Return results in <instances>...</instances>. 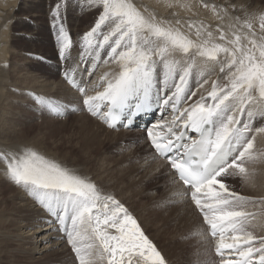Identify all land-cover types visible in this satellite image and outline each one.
<instances>
[{
    "label": "snow or ice",
    "instance_id": "1",
    "mask_svg": "<svg viewBox=\"0 0 264 264\" xmlns=\"http://www.w3.org/2000/svg\"><path fill=\"white\" fill-rule=\"evenodd\" d=\"M198 2L215 25L182 20L175 12L172 18L160 17L133 0H87L98 13L81 37L82 58L90 57V66L81 70L77 64L64 76L83 96L87 112L110 129L122 118L131 124L153 104L169 109L171 119L148 129L147 139L170 165L173 182L184 187L174 197L190 196L202 214L208 227L196 235L212 238L219 264H264V236L253 230L264 227V214L248 210L257 203L264 206V198L243 196L227 183L232 176L247 177L246 165L264 158L254 152L256 135L264 134V9ZM167 6L192 11L186 0H168ZM60 9L58 2L53 27L59 56L67 62L72 40ZM101 64L117 70L105 72L89 94L76 74L83 80ZM217 69L222 76L211 79ZM194 74L198 87L210 84V90L188 104L196 95ZM37 103L58 116L68 110L39 98ZM257 118L261 126L254 125ZM0 172L44 210L45 224L63 233L74 264H167L116 196L77 169L20 146L0 149Z\"/></svg>",
    "mask_w": 264,
    "mask_h": 264
},
{
    "label": "rangeland",
    "instance_id": "2",
    "mask_svg": "<svg viewBox=\"0 0 264 264\" xmlns=\"http://www.w3.org/2000/svg\"><path fill=\"white\" fill-rule=\"evenodd\" d=\"M24 1V9L25 11L21 12L19 15L20 16H17V20L19 21V23L22 21L24 24L23 28L20 29V30H17L15 32V34L17 36H20L19 38V41L17 43H15L14 45H12L10 49V59L8 60V72H9V78L10 80H12V82L8 85L7 84V87L8 88H11V93H9L10 95H8V98H11L10 100V104L9 107L8 106V110L9 112L11 113V115L9 116L10 119L13 120L14 124H17V127H16V131L19 132V133H28L29 129H26L29 128V125L31 127L33 126H36L38 130H34V133L36 131V136L37 134H39L38 138L40 140H42V143L43 145L46 147H43V150L48 152V153H54L57 155V157L61 160H67L66 156H69L70 154H72L70 156V160H71V166L72 168H78L80 169V166H83L84 168V171L87 173V172H91L94 173L91 175V174H87V175H90V176H93V181L96 183V185L105 193H111V194H114L116 196V198L118 199V195H123L125 196L124 198H126V200H124L123 202H121L120 200V197H119V201L129 210V213L133 216L134 219H136V221L138 220V224L139 226L141 227V229L144 230V233L149 237V239L156 245L157 249L161 252L163 249L166 248L167 252L166 254H168L169 256H167L166 254V257H168V260L171 261L170 263L171 264H185V262L187 261L186 259H178V260H174V259H171L172 256H174V252H182V257L184 256L185 258H189V257H193L192 258V261H193V264H204V262H207V264H219V259H217V261L214 259V256L215 255V249L214 247L210 246L211 249L208 251V253H204L205 251V248L206 247V240L204 239V237H201L199 235L196 236V233L198 231H206L207 229V225L203 223V217H202V214L199 212V210H197L195 208V205L190 204V214H186V216L184 214H178V212L176 211L175 213L174 212H171L166 210L168 212L165 211V213L162 215V212L158 213L157 211L155 210H151L149 209L151 206H165V208L169 209V208H175V207H178V204L176 203H171V202H167L165 205L163 203H161V201L157 200L158 197L160 196L158 194V188H164V184H165V180H163V178H158V180L155 182V181H148L145 185V189H148V191L150 192L153 188V190L151 191V193L155 190H157V198L155 196V200L151 201L152 197L150 196L148 198V195L146 196H138V192L139 191H136L135 194L136 197L134 200H129V197L131 196V194L129 193L128 189V185H129V182H131V178L130 176L127 177V180L125 181V186L123 187L122 184H120L119 182L117 181H114L116 180V177L114 179V175L112 172H116V170H114L113 168L114 167V164H112L114 161H115V164H119V159H123L125 157V159L127 158L128 159V156L127 154L131 153V151L129 149L126 148L125 145V142H130L132 141L133 139L136 140L138 138L139 135L143 134H139V133H134L133 135H124V141L123 143L122 142H117L115 143L114 145V148L112 147H108V146H104L102 145V152L100 150V148L94 152L92 154L91 150L92 148L94 147H91L90 145L86 144V145H82L80 144L79 142H83L85 141V139H83V134L81 132V129L80 127H78L80 125V122L79 120L77 119V117L79 116H82L83 115L81 114L84 110L81 109L79 107V112H76L75 111H72V107H75L77 108V104L73 102V104L71 103H67L66 101H61V100H50V99H46L44 98L43 96L39 97V99H42L44 100L45 102H51L53 104H56V105H61V106H66L67 107V111H66V115L64 114L63 115H56V114H53L51 112H49L46 108H43L41 105H39L37 103V94H34V93H30L29 92H25V94L20 92L19 88L17 89V87H26L29 85H31V82H32V79H31V74H28L30 73V70L34 73V74H41V73H45L46 71L45 70H49V67L56 64L54 63V61L52 60V57L53 55H56L58 54V51H59V43L57 41V38H56V29L53 27V24L51 23V20L53 21V17L52 16V12L56 6V4L59 2L61 3V17H62V14L63 13H68L69 15V18L68 20L65 21H62L64 23V26L67 30V32L69 33L70 37H71V40H72V48H71V56L73 58V61L72 63L70 64V66L62 71H56V74L58 75V78L61 79V81L66 85L68 86V84L66 83V79H65V76H64V73L66 71L69 70V68H73L75 69L76 68V65H77V61L80 60V64H82V62L84 61L85 63H87V59L86 60H83V58H81L82 56V53H81V44H82V41H81V37L83 36V34L87 31L90 30V28L92 26H94L95 24V21L96 19L98 18V13L96 11V9L94 8H91L89 7L88 3H87V0L83 1V3H81V5L77 6V4L73 1V0H21L20 2V5L23 3ZM73 1V2H71ZM240 1V0H238ZM263 1V2H262ZM261 2V3H260ZM256 4V5H255ZM253 5V7H256L258 6V4L260 6H262L264 8V0H260L258 1L257 3H255ZM39 5H42L44 6L43 8H40ZM10 7L9 6H6V10L4 9V11L6 13H8V11L11 9V8H8ZM38 7V8H37ZM37 8V9H36ZM38 10V11H37ZM28 11V12H27ZM41 13H40V12ZM45 11V12H44ZM24 12H26V14L24 15ZM43 14V15H42ZM51 14V15H49ZM45 15V16H44ZM4 15H2L1 19L3 18ZM49 16V18H48ZM65 17V15H64ZM73 17H77L79 18V26L77 24H74L72 21H71V18ZM52 18V19H51ZM14 19V20H12ZM51 19V20H49ZM76 18H74L75 20ZM15 21L16 18L15 17H12L11 19H9V21ZM62 20H64V18H62ZM46 22V23H45ZM35 24V25H34ZM17 26H20L19 24H17ZM32 26V27H31ZM51 28V29H50ZM34 29V30H33ZM48 30V31H47ZM25 31V32H24ZM29 31V32H28ZM34 31V32H32ZM10 32V31H9ZM12 32V31H11ZM10 32V33H11ZM27 32V34H26ZM36 32V33H35ZM44 32V33H43ZM24 33V34H23ZM35 33V34H34ZM14 33L12 32L11 35H13ZM14 34V35H15ZM19 34V35H18ZM31 36H30V35ZM42 34V35H41ZM53 35V36H52ZM38 36V37H37ZM52 36V37H50ZM77 37V38H76ZM38 38V39H37ZM40 39V41H39ZM46 39V40H45ZM51 42V43H50ZM17 44V46H16ZM22 44V45H21ZM28 44V45H27ZM31 44V45H30ZM30 45V46H29ZM14 46V47H13ZM23 48V49H22ZM27 48V49H26ZM31 48V49H30ZM25 50V51H24ZM15 51V52H14ZM33 53H31V52ZM55 52V54H54ZM15 53V54H14ZM73 53V54H72ZM32 54V55H30ZM34 54V55H33ZM75 54V55H74ZM39 55V56H38ZM48 55V56H47ZM52 55V56H51ZM26 57V58H25ZM22 58V59H21ZM25 58V59H24ZM32 58V59H31ZM51 58V59H50ZM28 59V60H27ZM27 60V61H26ZM34 60H37L34 61ZM61 60V59H60ZM36 62L35 63V66L38 67L36 70L34 69H30V67L28 66V62ZM63 61V60H61ZM20 62V63H19ZM27 62V63H26ZM26 63V64H25ZM39 63V64H38ZM12 64V65H11ZM23 66H22V65ZM40 66V68H39ZM16 67V68H15ZM48 67V68H47ZM80 69H84L85 67H81L79 65ZM15 68V69H14ZM42 69V70H41ZM26 70V71H25ZM12 74H10V72H12ZM19 74V75H18ZM11 75L13 76V78L11 77ZM17 75V76H16ZM31 75V76H29ZM195 75V74H194ZM30 77V78H29ZM16 78V79H15ZM92 76H88L86 73L83 75V80H81V76H80V73L77 72L76 74V79L82 83H84V85L87 87V85H89V81L91 82L92 80ZM193 78H195L194 80H196V76H193ZM26 79V80H25ZM28 79V80H27ZM16 82V85H15V82ZM21 81V82H20ZM27 83H26V82ZM14 82V84L12 85V83ZM22 83V84H21ZM197 83L195 82L192 86H191V89L192 91L196 92V95H198V85ZM209 85V84H208ZM207 86V85H206ZM205 86V87H206ZM70 89L71 87L68 86ZM15 88V89H14ZM75 95L79 98V101L80 100H83V97H80L77 93V90L72 88L71 89ZM36 93V92H35ZM14 95V96H13ZM195 95V96H196ZM12 96V97H11ZM193 96L190 100L187 101L188 104H191L195 101L194 97ZM13 98V99H12ZM16 98V99H15ZM75 104V105H74ZM13 107V108H12ZM16 108V109H15ZM35 108V109H34ZM13 110V111H12ZM31 110V111H30ZM40 112H39V111ZM12 111V112H11ZM30 112V113H29ZM89 115H91L90 113H88ZM12 117V118H11ZM92 119L93 117L90 116ZM17 118V119H16ZM47 118V119H46ZM52 118V119H51ZM98 120V119H97ZM16 121V122H15ZM50 121V122H49ZM63 121V123H62ZM98 122H100L98 120ZM103 126L104 124L102 122H100ZM256 123L260 124L259 123V118H257L256 120ZM49 124V126H48ZM153 125V122L152 120L149 121L148 123H146L145 125V129L148 130L150 129ZM30 127V128H31ZM22 128V130H21ZM25 129V131H24ZM106 129H108L106 127ZM28 130V131H27ZM22 131V132H21ZM80 131V132H79ZM114 131H119V130H114ZM39 132V133H38ZM121 132V131H119ZM126 132V131H125ZM134 132V131H133ZM133 132H129V133H133ZM32 134L30 135V138H32L33 135L35 134ZM128 133V134H129ZM82 134V135H81ZM264 136V134L262 135ZM82 137V140L80 139ZM137 137V138H136ZM263 137H261V134L258 136L256 135V140H255V145H254V152L256 153L257 156H260V153H264V145L262 144L263 142H261V139ZM43 140H45L43 142ZM264 141V139H262ZM258 142V143H257ZM260 142H261V145L260 146ZM132 144H135L134 141H132ZM146 144V143H145ZM80 145V146H79ZM87 146V147H86ZM104 146V147H103ZM149 146L151 147V144L149 142ZM258 146V148H257ZM260 146V148H259ZM104 148H107L104 149ZM263 148V149H262ZM110 149V151L108 150ZM112 149V150H111ZM100 150V151H99ZM151 150L153 151L152 147H151ZM263 150V151H262ZM104 151V152H103ZM260 151V152H259ZM72 152V153H71ZM87 152V153H86ZM98 152V153H97ZM102 153L103 155H101L100 153ZM108 154H107V153ZM110 152V153H109ZM145 152V153H144ZM74 153V154H73ZM81 153V154H80ZM95 153L96 156H95ZM106 154V155H105ZM115 154V155H114ZM126 154V155H125ZM146 154H150L149 152L147 153L145 150H136L135 152H133L132 154V157H131V160L130 162L128 163V166H125V170L123 173H129L128 170H130V168L133 166V165H137L138 163V158L141 157V156H144ZM153 154V153H152ZM101 155V156H99ZM111 155V156H110ZM120 155H124V157L120 156ZM75 156V157H74ZM92 156V159L91 157ZM116 157V160H118V162L115 160V157ZM127 156V157H126ZM139 156V157H138ZM80 157V158H79ZM94 157V159H93ZM98 157H101V159ZM106 157V158H104ZM110 157H112L110 159ZM73 158V159H72ZM104 158V159H103ZM112 160H108V159ZM76 159H78V162H76ZM97 160V163L96 161H91L90 160ZM126 159V160H127ZM262 159V160H261ZM261 159H257L256 162L254 163H249L247 164V168H249V171H248V175L247 177L249 178L250 176H252V178L250 177L249 179H247V177H243V176H240V175H236V176H232V177H229L228 180H227V183L230 185L231 187V190L232 191H235L243 196H246V197H252L254 198L256 201H260L261 198H264V192H257L255 190H253L254 192H249L247 189H245L247 186H255L257 183H260L261 179H263L261 181V183L263 182V185H264V158H261ZM74 160V162H72ZM89 160V161H88ZM99 160H101L100 162L103 164L104 162L107 163L106 165L108 166L111 162V165L108 166H105V165H96V164H99ZM114 160V161H113ZM128 161V160H127ZM136 161V162H135ZM80 162V163H79ZM89 162V164H88ZM93 162V163H92ZM99 162V163H98ZM78 163V164H77ZM93 165H92V164ZM104 163V164H105ZM91 164V165H90ZM139 164V163H138ZM260 164V165H259ZM73 165V166H72ZM74 165L76 167H74ZM85 165V166H84ZM98 166H102L103 169H100ZM116 166V165H115ZM252 166V167H250ZM113 167V168H112ZM129 167V168H128ZM97 168V169H95ZM106 168V169H105ZM251 168V169H250ZM93 169V170H92ZM101 171H99V170ZM105 169V172L103 171ZM127 169V170H126ZM90 170V171H89ZM111 172H109V171ZM114 170V171H113ZM98 171V172H97ZM108 171V172H107ZM114 172V173H115ZM250 172V173H249ZM97 173V174H96ZM98 173H100V175L102 176H95V175H99ZM104 173H106V175H103ZM252 173V174H251ZM256 173V175H255ZM147 174H150V173H147ZM255 176H254V175ZM259 177V178H255V177ZM113 177V179H112ZM263 177V178H262ZM98 178V179H97ZM100 178V179H99ZM129 178V179H128ZM1 179V178H0ZM97 179V180H96ZM259 179V180H258ZM2 180V181H1ZM0 180V183L2 182V184H0L1 188H0V212H8L7 213H10L12 211L15 210V208H17L16 206H18L17 202L15 203V200L13 198L14 194L16 193L15 191V185L11 182H4L3 179ZM96 180V181H95ZM99 180V181H98ZM247 181L246 183L244 182ZM252 180V181H250ZM98 181V182H97ZM113 181V182H112ZM160 181V182H159ZM249 181L251 184H249ZM256 181H258L256 183ZM100 182V183H99ZM163 182V183H161ZM4 183H5V186L6 184L8 185V187H5L4 186ZM116 183V184H115ZM128 185H127V184ZM155 183V185L153 184ZM158 183H159V186H158ZM161 183V184H160ZM245 183V184H244ZM255 183V184H254ZM254 184V185H253ZM12 185V186H11ZM120 185V186H119ZM246 187H245V186ZM14 186V187H13ZM5 187V188H4ZM157 187V188H156ZM10 188V190L8 191V189ZM124 189L126 191H128L126 193V195H124L122 192H121V189ZM3 190V191H2ZM130 190V189H129ZM135 190V189H133ZM136 190H142L141 189H136ZM247 190V191H246ZM6 191V194L5 193ZM8 191V193H7ZM148 192V194H149ZM129 193V194H128ZM255 193V195L253 194ZM263 193V194H262ZM263 196H262V195ZM9 195V197H8ZM12 195V196H11ZM129 195V196H128ZM258 195V196H257ZM11 197V198H10ZM258 197V198H257ZM5 198V199H4ZM131 198V197H130ZM7 199H9L10 201H8ZM12 199V200H11ZM138 199V200H137ZM5 200V201H3ZM144 200V202L142 201ZM147 200V201H146ZM157 200V201H156ZM2 201V203H1ZM146 201V202H145ZM4 202V204H3ZM150 202V203H148ZM154 202V203H152ZM157 204H156V203ZM160 202V203H159ZM10 203V204H9ZM14 204V206H13ZM146 204V205H145ZM150 204V205H149ZM152 204V205H151ZM154 204V205H153ZM12 205V206H11ZM260 204L257 203V205L255 207H252V206H249V211H252V212H257L255 211L254 209H257V207L259 206ZM11 206V208H10ZM145 206V207H144ZM261 206V205H260ZM3 207V208H2ZM143 207L146 208L143 210ZM264 207V206H262ZM2 208V209H1ZM152 208V207H151ZM12 209V210H11ZM4 210V211H3ZM131 211V212H130ZM192 212H194V215L196 217V219L199 218L200 222H199V227H193V220H191V216H192ZM142 213V214H141ZM149 213V214H148ZM156 215V218H155V215ZM142 215L144 217H147V218H143L146 222H150L149 224H147L146 222L145 223V227L143 225V221H141V219L139 217V215ZM146 214V215H145ZM152 214V217L151 215ZM174 215L171 219L170 215ZM176 214V215H175ZM262 214H264L263 212L260 213V212H257V216L260 217ZM140 215V216H141ZM161 215V216H160ZM166 215V216H165ZM179 215V216H178ZM138 216V217H137ZM150 216V218H149ZM154 216V217H153ZM160 216V217H159ZM165 216V217H164ZM178 216V219H176ZM185 216V217H184ZM168 217V219L170 218V224H169V220H167L166 218ZM183 218V221L182 219L179 220V218ZM198 217V218H197ZM49 218V217H48ZM159 218V222H158V219ZM162 218V219H161ZM186 218V219H185ZM190 218V219H189ZM142 219V220H143ZM148 219V221H147ZM150 219V221H149ZM157 219V220H156ZM161 219V220H160ZM167 220V228L170 230H167L166 227L165 229L162 228L163 227V223L166 222ZM42 217L41 219H39L36 223H39L41 224L42 221ZM174 222H173V221ZM185 220V221H184ZM187 220V221H186ZM191 220V221H190ZM153 221H157L158 223H152ZM177 221V222H176ZM180 221V222H179ZM187 222V225H181L182 223L185 224ZM162 223V224H160ZM179 223V227L177 226V224ZM203 223V224H202ZM154 224H156V226H154ZM175 224V225H174ZM181 225V226H180ZM185 226V227H184ZM190 226V227H189ZM144 227V228H143ZM161 227V228H160ZM177 227V228H176ZM183 227V229H182ZM257 226L254 230L255 234L258 235V236H263L264 235V227H259ZM161 230H159V229ZM179 230H176L178 229ZM188 228V229H187ZM190 228V229H189ZM185 229V231H184ZM196 229V230H195ZM261 229V230H260ZM263 229V230H262ZM167 230V231H165ZM187 230V231H186ZM159 231V235L162 236V240L159 239L158 237V232ZM172 231H174V233L172 234ZM166 232V233H164ZM170 232V233H169ZM185 232V233H184ZM263 232V233H262ZM162 233V234H161ZM172 234V235H171ZM176 234V235H175ZM183 234V235H182ZM60 235L65 238V239H60ZM166 235V237H165ZM54 238L56 239H53L54 241H57L58 243L55 245L52 253L51 251H48L50 253L48 254H52L54 256H52L50 258V262L47 263V264H74V260H75V254L71 251V248L70 246L66 243V237H64L63 233H60V232H57L56 230L54 231ZM170 236V237H169ZM172 236V237H171ZM206 237V236H205ZM157 238V239H156ZM168 238H171L172 241L175 239V241H177L179 245H177V247L175 248V251H171L170 248H168L167 246V243L168 242ZM178 238V239H177ZM10 239V241L8 240ZM3 238L2 241H1V255L0 256V264H44L46 262H43L42 261L46 260V254L47 253H43V254H38V255H35L34 258L32 261L28 259V256L26 255V248L27 247H24L25 243L20 241L19 239L17 238ZM17 239V240H16ZM166 239V240H165ZM177 239V240H176ZM180 239V240H179ZM12 240V242H11ZM159 240V241H157ZM9 241V242H8ZM17 241V242H15ZM184 241V242H183ZM10 246H9V245ZM12 244H14L12 246ZM16 244V245H15ZM19 244V246L17 245ZM23 244V245H22ZM182 244V245H181ZM160 245V246H159ZM7 246V247H6ZM18 246V247H17ZM197 246H200V247H197ZM13 247V248H12ZM197 247V248H196ZM6 248L8 250H6ZM20 248V249H19ZM23 248V249H22ZM168 248V249H167ZM195 248V249H194ZM203 250H202V249ZM4 249V250H3ZM12 249V250H11ZM161 249V250H160ZM190 250L192 254L188 255V251L187 250ZM23 250V251H22ZM61 250V251H60ZM195 250L198 251V252H201L200 255H198L197 257H199L200 261L202 262H199L197 261V259H195ZM202 250V251H201ZM56 251V252H55ZM63 251V252H62ZM11 252V253H9ZM18 254H17V253ZM60 254H58V253ZM3 253V254H2ZM23 253V254H22ZM62 253V254H61ZM64 253V254H63ZM56 254V255H55ZM162 254V252H161ZM163 255V254H162ZM18 256V257H17ZM5 257V259H4ZM12 257V258H11ZM20 257V258H19ZM33 257V256H32ZM54 257V258H53ZM3 258V260H2ZM19 258V259H18ZM24 260H23V259ZM40 258V259H39ZM42 258V259H41ZM8 259V260H7ZM2 260V261H1ZM7 260V261H5ZM27 260H28V263H27ZM42 260V261H41ZM186 260V261H185ZM12 261V262H11ZM30 261V262H29ZM36 261V262H34ZM66 262V263H65ZM181 262V263H180ZM184 262V263H183ZM188 263V261H187ZM76 264H78V262H76Z\"/></svg>",
    "mask_w": 264,
    "mask_h": 264
},
{
    "label": "bare ground",
    "instance_id": "3",
    "mask_svg": "<svg viewBox=\"0 0 264 264\" xmlns=\"http://www.w3.org/2000/svg\"><path fill=\"white\" fill-rule=\"evenodd\" d=\"M76 4H77V6H79V5H81V3H83V1H85V0H73ZM73 1H71V2H73ZM258 1H260V0H240V1H238V0H215V2L217 3V4H232V3H237V4H241V3H243V4H248V5H251V7H252V9H254V10H262V9H264L262 6H260L259 4H258V6H256V7H253V5L255 4V3H257ZM20 2H21V0H0V149H3V148H11V147H20V146H30V147H34V148H36L38 151H40L41 153H43V154H45L47 157H49V158H52V159H54V160H56V161H59L60 163H62V164H64V165H66V166H68V167H70L71 165V160H70V156L72 155V154H70L69 156H66V158H67V160H61V159H59L58 157H57V155L56 154H54V153H48V152H46V151H44L43 150V147H45L44 145H43V143H42V140H40L38 137V135L39 134H37V136H36V131H35V133H34V130H38V129H36L37 127L36 126H33V127H31L30 125H29V128H27L26 127V129H29V131H28V133H23L22 131V133H19V132H17L16 131V127H17V124H14V122H13V118L12 119H10L9 118V116L11 115V113L9 112V108H8V106H9V104H10V101H12V100H10L11 98H8V95H10L9 93H11L10 91H11V88H8L7 87V84L9 85L11 82H12V80H10V76H9V72H8V70H9V68H8V60L10 59V49L12 48L11 46L12 45H14L15 43H17L18 41H19V38H20V36H17L16 34H15V32L17 31V30H20V29H22L23 28V26H24V24L25 23H23L22 21L19 23V21L17 20V16H20L19 14L21 13V12H23V11H25V9H24V6H23V4H24V1H23V3L20 5ZM186 2L187 3H189L190 5H191V7H192V11H188V10H186V9H184V8H181V7H179V6H175V7H172V8H169L168 6H167V3H168V0H133V3L134 4H136V6L138 7V8H140L142 11L145 9V8H147V10L149 11V12H155L158 16H160V17H165V18H172L171 16H170V13H173V12H175V13H177V16H178V18H180V19H203V20H205V22H207V23H212L213 25H215L217 22L214 20V18L212 17V15H211V13L208 11V10H206V9H204V8H202V7H200V5H199V2H198V0H186ZM263 2V1H262ZM261 3V2H260ZM10 5V7H8V8H11L9 11H8V13H6L5 11H4V9L6 10V6H9ZM25 5V4H24ZM256 5V4H255ZM39 7L40 8H43L44 6H42V5H39ZM38 8V7H37ZM36 8V9H37ZM38 11V10H37ZM60 11H62V10H60ZM28 12V11H27ZM40 12V11H39ZM45 12V11H44ZM41 13V12H40ZM193 13H196L197 15L196 16H193ZM26 14V12H24V15ZM147 14V13H146ZM2 15H4L3 16V18L1 19V17H2ZM27 15V14H26ZM43 15V14H42ZM49 15H51V14H49ZM64 15H65V17H64ZM45 16V15H44ZM12 17H15L16 18V20L15 21H9V19H11ZM51 17H53V16H51ZM48 18H49V16H48ZM62 18H64V20H62V21H65L66 22V20H68V18H69V15H68V13L66 12V13H63L62 14ZM74 18H76L75 20H74ZM52 19V18H51ZM51 19H49V20H51ZM12 20H14V19H12ZM71 21L74 23V24H77L78 26H79V18H77V17H73V18H71ZM46 23V22H45ZM51 23L53 24V21L51 20ZM17 24H19L20 26H17ZM35 25V24H34ZM32 27V26H31ZM51 29V28H50ZM34 30V29H33ZM12 31L14 34L13 35H11V33L10 32ZM48 31V30H47ZM25 32V31H24ZM29 32V31H28ZM32 32H34V31H32ZM36 33V32H35ZM34 33V34H35ZM44 33V32H43ZM24 34V33H23ZM26 34H27V32H26ZM19 35V34H18ZM30 35V34H29ZM42 35V34H41ZM31 36V35H30ZM53 36V35H52ZM52 36H50V37H52ZM38 37V36H37ZM77 38V37H76ZM38 39V38H37ZM46 40V39H45ZM39 41H40V39H39ZM51 43V42H50ZM17 44H19V43H17ZM17 44H16V46H17ZM22 45V44H21ZM28 45V44H27ZM31 45V44H30ZM29 45V46H30ZM14 47V46H13ZM13 49V48H12ZM23 49V48H22ZM27 49V48H26ZM31 49V48H30ZM25 51V50H24ZM15 52V51H14ZM29 52H31V51H29ZM31 53H33V52H31ZM15 54V53H14ZM54 54H55V52H54ZM73 54V53H72ZM30 55H32V54H30ZM34 55V54H33ZM75 55V54H74ZM39 56V55H38ZM48 56V55H47ZM52 56V55H51ZM72 57V56H71ZM26 58V57H25ZM24 58V59H25ZM81 58H82V56H81ZM22 59V58H21ZM32 59V58H31ZM51 59V58H50ZM61 58H60V56H59V51H58V54H56V55H53V57H52V60L54 61V63H56V64H54V65H52V66H50L49 67V70H45L46 72L45 73H41V74H34L31 70H30V73H28V74H31V75H29V76H31V79H32V82H31V85H30V83H29V85L28 86H26V87H20V85H19V87H17V89L19 88V90H20V92L22 93V91H23V93L25 94V92H29V94L30 93H34V94H37V98H38V96L40 97H44V98H46V99H50V100H61V101H66L67 103H71V104H73V102L74 103H76L77 104V108H75V107H72V108H74V109H77L76 111H75V113L76 112H79V107L81 108V109H83L84 111L81 113L82 115H83V117L82 116H79V117H77V119L79 120V122H80V125L78 126V127H80V129H81V132H82V134H83V139H85V141H83L82 143L81 142H79L80 144H82V145H86V144H88V145H90L91 147H94V148H92V150H91V152H92V154L94 153V152H96L100 147L102 148V145H104V146H108V147H113L114 148V145H115V143H117V142H122L123 143V137H124V135H133L134 133H139V134H141V133H143V134H141V135H139L138 136V138L136 139V140H132V141H134L135 142V144H132V141H130V142H125V145L124 146H126V148L127 149H129L130 151H131V153H129V154H127V156H128V161L125 159V157H124V155H120V156H122V157H124L123 159H119V162H118V160H116V157H115V160L119 163V164H115V161L112 163V164H114V167L115 168H113L114 170H116V172L114 173V172H112L113 173V175H114V179H115V177H116V180H114V181H117V182H119L120 184H122L123 185V187H124V185H125V181L127 180V177L128 176H130V178H131V182H129V185H128V188H126V189H128V191H129V193L131 194V198L129 197V200H134L135 199V197H136V195L137 194H135L136 193V191H139L138 192V196H146V195H148V198L151 196L152 197V199H151V201H153V200H155L156 198H157V196H158V194L160 195L159 197H158V199L157 200H159V201H161V203H163L164 205L167 203V202H171V203H177L178 204V207H175V208H169V209H167V208H165V206H162V205H160V206H157V207H155V206H151L149 209H151V210H155V211H157L158 213H160V212H162V215L165 213V211L166 210H168V211H170V213L171 212H178V214L180 213L181 215L182 214H184L185 216H186V214H190V210L189 209H191L190 208V204H191V206H192V204H194L192 201H191V199H190V196L189 197H187V198H185V199H183V200H179L178 198H176V197H174V193L175 192H177V191H183L184 190V187L181 185V184H176V183H174L173 182V170L170 168V165L166 162V160H162V159H159L156 155H155V153L151 150V147L149 146V140L147 139V130H142V129H138V128H135V129H132V130H128V131H124V130H121V129H117V130H119V131H121V132H119V131H114V130H111V129H106V125L104 124V126L100 123V122H102V121H100L99 119V121L100 122H98V120H97V118H95V117H93V119L90 117L91 115H89L88 114V112H87V110H86V108H84V106H83V103H82V101L83 100H80L79 101V98L75 95V93L71 90L73 87H72V85H70L68 82H67V80H66V83L68 84V86H70L71 87V89L68 87V86H66L62 81H61V79H59L58 78V75L56 74V71H60V70H62V71H64V70H66L69 66H70V64L72 63V61H73V58L70 60V61H61L60 60ZM87 59V63H85L84 61L82 62V64H80V60L79 61H77V64H79L81 67H89L90 66V57H87V56H83V60H86ZM11 60V59H10ZM28 60V59H27ZM26 60V61H27ZM34 61H36L37 62V60H34ZM35 62V63H36ZM20 63V62H19ZM27 63V62H26ZM25 63V64H26ZM35 63L34 62H32V61H30V62H28V66L30 67V69H34V70H36L38 67H36L35 66ZM10 64V63H9ZM37 64V63H36ZM39 64V63H38ZM12 65V64H11ZM22 65V64H21ZM23 66V65H22ZM16 68V67H15ZM14 68V69H15ZM39 68H40V66H39ZM48 68V67H47ZM42 70V69H41ZM113 70H117V69H115V65H104V64H101L98 68H97V70L95 71V73L92 75V80H91V82H90V84L89 85H87V88L90 90L89 91V94H94V92L93 91H91V89L93 88V86L94 85H96L98 82H99V80H100V77L105 73V72H109V71H113ZM26 71V70H25ZM13 73V71L12 72H10V74H12ZM19 75V74H18ZM218 75H220V76H222V74H220L219 73V71H218V69H217V71L212 75V77H211V79H216L217 78V76ZM17 76V75H16ZM195 76V75H194ZM11 77L13 78V76L11 75ZM30 78V77H29ZM16 79V78H15ZM195 78H193L192 79V81H191V86L196 82V80H194ZM26 80V79H25ZM28 80V79H27ZM78 81V80H77ZM15 82V81H14ZM14 82L12 83V85L14 84ZM21 82V81H20ZM26 82V81H25ZM78 82H80V81H78ZM27 83V82H26ZM80 83H82V82H80ZM22 84V83H21ZM82 84H84V83H82ZM15 85H16V82H15ZM197 86V85H196ZM206 86V85H205ZM204 86V88H199L198 89V95H196L195 97H194V99H195V101L196 100H198L200 97H201V95H204V96H206L207 95V91L208 90H210V84L209 85H207L206 87ZM15 89V88H14ZM75 89V88H74ZM99 90H102V88H100ZM36 92V93H35ZM77 93H78V95L80 96V97H83L78 91H77ZM14 96V95H13ZM12 97V96H11ZM13 99V98H12ZM16 99V98H15ZM53 104V103H52ZM54 105H56V104H54ZM75 105V104H74ZM10 107V106H9ZM11 108V107H10ZM13 108V107H12ZM16 109V108H15ZM35 109V108H34ZM13 111V110H12ZM11 111V112H12ZM31 111V110H30ZM39 111V110H38ZM41 111V110H40ZM39 111V112H40ZM162 112H164V110H162V109H159L158 111H157V113H155V114H153V115H151V117L153 118V117H156V123H162V122H165V121H168V120H170L171 119V112H170V110H168L166 113H165V115H164V117H159V118H157V114H160V113H162ZM30 113V112H29ZM64 114L66 115V112H64L62 115L64 116ZM12 116V115H11ZM146 117L147 116H145V117H143L142 119H141V122H144L145 121V119H146ZM17 119V118H16ZM47 119V118H46ZM52 119V118H51ZM16 122V121H15ZM50 122V121H49ZM155 122H153V125H151L152 127L151 128H153L154 126H155ZM62 123H63V121H62ZM141 125V124H140ZM254 125H256V126H261L260 124H258V123H256V120L254 121ZM48 126H49V124H48ZM142 126V125H141ZM19 127V126H18ZM17 127V128H18ZM31 127V128H30ZM21 130H22V128H21ZM24 131H25V129H24ZM134 131V132H133ZM80 132V131H79ZM129 132H133V133H129ZM35 134V135H33L32 136V138H30V135H32V134ZM39 133V132H38ZM129 133V134H128ZM81 134V135H82ZM260 135V134H259ZM263 134H261V137H263L262 139H264V136H262ZM134 136V135H133ZM257 136H258V134H257ZM81 140H82V137L80 138ZM261 139V138H260ZM261 139V142H263L262 144L264 145V141ZM45 140H43V142H44ZM261 142H260V146H262L261 145ZM146 143V144H145ZM258 143V142H257ZM80 146V145H79ZM103 146V147H104ZM260 146H259V148H260ZM87 147V146H86ZM46 148V147H45ZM100 148V150H101V152H102V149ZM257 148H258V146H257ZM104 149H106L107 150V148H104ZM115 149V148H114ZM145 150L147 153L149 152L150 154L148 155V154H146V155H144V156H141V157H139L138 158V163H137V165L135 166V165H133L131 168H130V170H128L129 171V173H123L124 172V170H125V167H124V165L125 166H128V163L130 162V160H131V157H132V154H133V152H135L136 150ZM263 149V148H262ZM99 150V151H100ZM109 151H110V149H108ZM112 150V149H111ZM263 151V150H262ZM104 152V151H103ZM111 152V151H110ZM109 152V153H110ZM260 152V151H259ZM72 153V152H71ZM87 153V152H86ZM98 153V152H97ZM97 153H95V156H96V154ZM100 153V152H99ZM107 153V152H106ZM145 153V152H144ZM153 153V154H152ZM262 153V152H261ZM260 153V154H261ZM74 154V153H73ZM81 154V153H80ZM101 155H103L102 153H100ZM108 154V153H107ZM101 155H99V156H101ZM106 155V154H105ZM115 155V154H114ZM126 155V154H125ZM98 156V155H97ZM97 156H96V158H97ZM111 156V155H110ZM126 156V157H127ZM75 157V156H74ZM91 157V159H92V156H90ZM80 158V157H79ZM101 159V157H98V159ZM104 158H106V157H104ZM103 158V159H104ZM112 157H110V159H111ZM73 159V158H72ZM93 159H94V157H93ZM97 159V160H98ZM108 159V158H107ZM110 159H108V160H110ZM261 159V158H260ZM90 160V159H89ZM88 160V161H89ZM97 160L95 159V160H90V162L91 161H96V163H97ZM262 160V159H261ZM101 160H99V162H100ZM110 161H112V160H110ZM72 162H74V160L72 161ZM76 162H78V159H76ZM92 162V163H93ZM98 162V163H99ZM136 162V161H135ZM80 163V162H79ZM91 163V164H92ZM105 163V162H104ZM102 164L101 162L99 163V164H96V165H105V166H107L106 164L108 163H105V164ZM111 163L109 164V165H111ZM78 164V163H77ZM88 164H89V162H88ZM90 164V165H91ZM93 165V164H92ZM108 165V166H109ZM116 165V166H115ZM260 165V164H259ZM73 166V165H72ZM80 166V169H78L77 168V170L82 174V175H84V176H88V177H90L92 180H93V176H90V175H87L89 172H85L84 171V167L83 166H81V165H79ZM85 166V165H84ZM108 166H107V168H108ZM74 167H76L75 165H74ZM100 169H103V167L101 166H98ZM250 167H252V166H250ZM70 168H72V167H70ZM110 168V167H109ZM108 168V169H109ZM129 168V167H128ZM76 169V168H75ZM95 169H97V168H95ZM106 169V168H105ZM105 169L103 170L104 172H105ZM251 169V168H250ZM93 170V169H92ZM99 170V169H98ZM127 170V169H126ZM90 171V170H89ZM95 171V170H94ZM94 171H93V173H94ZM99 171H101V170H99ZM109 171V170H108ZM107 171V172H108ZM248 171H249V168H248ZM98 172V171H97ZM109 172H111V171H109ZM93 173H89V174H93ZM147 173H150V174H147ZM250 173V172H249ZM95 174V173H94ZM97 174V173H96ZM99 175H95V176H101L100 175V173H98ZM103 174V173H102ZM252 174V173H251ZM103 175H106V173H104ZM254 175V174H253ZM255 175H256V173H255ZM254 175V176H255ZM262 176H264V175H262ZM102 177V176H101ZM251 178H252V176H250ZM249 177V178H250ZM0 178L1 179H3V181L5 182H10L4 175H3V173L2 172H0ZM158 178H163V180H165V184L163 185L164 186V188L162 189V188H158V194H157V190H155V191H153L152 193H151V191L154 189H152L150 192L148 191V189H145V185H146V183L148 182V181H157L158 180ZM248 177H247V179H249ZM256 179L257 178H259V177H255ZM263 178V177H262ZM0 179V180H1ZM98 179V178H97ZM96 179V180H97ZM100 179V178H99ZM112 179H113V177H112ZM129 179V178H128ZM95 180V181H96ZM259 180V179H258ZM263 179H261V181H262ZM2 181V180H1ZM99 181V180H98ZM97 181V182H98ZM250 181H252V180H250ZM250 181H249V184H251L250 183ZM261 181H260V183H257L258 181H256V185L255 186H245L246 188L245 189H247L249 192H254L253 190H255V191H257L258 193L259 192H264V185H263V182L261 183ZM5 182V183H6ZM113 182V181H112ZM160 182V181H159ZM244 182L246 183L247 181H245L244 180ZM5 183H4V186H5ZM100 183V182H99ZM157 183V182H156ZM161 183H163V182H161ZM160 183V184H161ZM244 183V184H245ZM0 184H2V182L0 183ZM8 184V183H7ZM6 184V186L5 187H8V185ZM12 184V183H11ZM116 184V183H115ZM154 185H155V183H153ZM247 184V183H246ZM255 184V183H254ZM253 184V185H254ZM3 185V184H2ZM1 186V185H0ZM12 186V185H11ZM120 186V185H119ZM126 186V185H125ZM158 186H159V183H158ZM2 187V186H1ZM0 187V188H1ZM4 187V188H5ZM14 187V186H13ZM127 187V186H126ZM142 188V190L140 191V190H136V189H141ZM157 188V187H156ZM15 189V191H16V193L14 194V196H13V198H14V200H15V203L17 202V204H18V206H16L17 208H15V210L14 211H12V212H10V213H7L8 212V210H7V212L5 211V212H0V251H1V241H2V239L3 238H6V239H8V238H17V239H19L20 241H22V242H24L25 244V246L24 247H27L25 250V252H26V255L28 256V259L29 260H33V259H35L34 258V256L35 255H38V254H43V253H47L48 251H51V253H52V251H53V249H54V247H55V245L58 243L57 241H54L53 239H56V238H54V237H56V236H54V231H55V228L53 227V226H50V225H47V224H45L44 223V221H45V219H48V217H47V214L44 212V210L42 209V208H40L35 202H34V200L31 198V197H29L21 188H19V187H15L14 188ZM130 189V190H129ZM133 189H135V190H133ZM253 189V190H252ZM10 190V188L8 189V191ZM246 190V191H247ZM3 191V190H2ZM8 191H7V193H8ZM128 191H126V190H124L123 188L121 189V192L124 194V195H126V193L128 192ZM148 192H149V194H148ZM128 193V194H129ZM5 195H7L6 194V191H5V193H4ZM254 195H255V193H253ZM263 194V193H262ZM261 194V195H262ZM121 195V194H120ZM120 195H118V200H119V197H120ZM12 196V195H11ZM129 196V195H128ZM155 196H156V198H155ZM258 196V195H257ZM263 196V195H262ZM8 197H9V195H8ZM125 196H123V195H121V197H120V200H121V202H123L124 200H126V198H124ZM11 198V197H10ZM252 198V197H251ZM258 198V197H257ZM5 199V198H4ZM8 201H10L9 199H7ZM12 200V199H11ZM138 200V199H137ZM156 200V201H157ZM3 201H5V200H3ZM142 201V200H141ZM147 201V200H146ZM145 201V202H146ZM142 202H144V200L142 201ZM1 203H2V201H1ZM148 203H150V202H148ZM152 203H154V202H152ZM156 203V202H155ZM160 203V202H159ZM3 204H4V202H3ZM10 204V203H9ZM157 204V203H156ZM146 205V204H145ZM150 205V204H149ZM152 205V204H151ZM154 205V204H153ZM12 206V205H11ZM11 206H10V208H11ZM13 206H14V204H13ZM145 207V206H144ZM143 207V210L144 209H146V208H144ZM3 208V207H2ZM1 208V209H2ZM12 210V209H11ZM255 211H257V212H260V213H264V207H262V206H258L257 207V209H254ZM4 211V210H3ZM131 212V211H130ZM167 212V211H166ZM257 212H255V213H257ZM191 213H192V216H191V220H193L194 219V221H193V227H196V229H197V227H199V222H200V220H199V218L198 219H196V217H195V215H194V212H192L191 211ZM142 214V213H141ZM140 214V215H141ZM149 214V213H148ZM154 214V213H153ZM167 214H168V212H167ZM139 215V217H138V219L140 218L141 219V221H143V225L145 226V223L144 222H146L143 218H147V217H144V216H140ZM146 215V214H145ZM151 215V217H152V214H150ZM155 215V214H154ZM170 215V214H169ZM176 215V214H175ZM161 216V215H160ZM159 216V217H160ZM166 216V215H165ZM164 216V217H165ZM174 216V215H173ZM172 215H170V217H171V219H172V217H173ZM179 216V215H178ZM178 216H177V218L176 219H178ZM184 216V217H185ZM41 217H42V220H40V221H42V223L41 224H39V223H36L39 219H41ZM154 217V216H153ZM183 217V218H184ZM149 218H150V216H149ZM155 218H156V215H155ZM183 218L181 217V218H179V220L180 219H182V221H183ZM186 218H187V216H186ZM185 218V219H186ZM143 219V220H142ZM158 219V222H159V218H157ZM156 219V220H157ZM162 219V218H161ZM160 219V220H161ZM167 220H169V224L171 223L170 222V218L168 219V217L166 218ZM165 219V220H166ZM190 219V218H189ZM167 220H166V222L165 223H160V224H162L163 225V227L162 228H164L165 229V227L168 225L167 224ZM190 220V221H191ZM147 221H148V219H147ZM149 221H150V219H149ZM173 221V220H172ZM181 221V220H180ZM179 221V222H180ZM181 221V222H182ZM185 221V220H184ZM187 221V220H186ZM157 221H153L152 223H158ZM174 222V221H173ZM177 222V221H176ZM137 223H139L138 222V220H137ZM147 224H149L150 222H146ZM203 224V223H202ZM139 225V224H138ZM175 225V224H174ZM179 225V223L177 224V226ZM181 225H187V222L185 223V224H181ZM180 225V226H181ZM148 226V225H147ZM147 226H145V227H147ZM154 226H156V224H154ZM149 227V226H148ZM179 227V226H178ZM185 227V226H184ZM190 227V226H189ZM208 227V226H207ZM144 228V227H143ZM161 228V227H160ZM177 228V227H176ZM259 228V227H258ZM159 229V228H158ZM166 229L167 230H169L167 227H166ZM182 229H183V227H182ZM188 229V228H187ZM190 229V228H189ZM195 229V230H196ZM143 230V229H142ZM160 230V229H159ZM167 230H165V231H167ZM176 230H179V228L178 229H176ZM207 230V229H206ZM261 230V229H260ZM263 230V229H262ZM144 231V230H143ZM161 231V230H160ZM170 231V230H169ZM184 231H185V229H184ZM187 231V230H186ZM158 232V237H159V239H161L162 238V236H160L159 234V231H157ZM164 233H166V232H164ZM170 233V232H169ZM174 233V231H172V234ZM185 233V232H184ZM263 233V232H262ZM162 234V233H161ZM171 234V235H172ZM176 235V234H175ZM183 235V234H182ZM197 236V235H196ZM264 236V235H263ZM165 237H166V235H165ZM170 237V236H169ZM172 237V236H171ZM16 239V240H17ZM60 239H65V238H63L61 235H60ZM157 239V238H156ZM178 239V238H177ZM176 239V240H177ZM204 239L206 240V247L207 248H205V251H204V253L206 252V253H208V251L211 249V247L210 246H212V247H214V241L212 240V238H210V236H206V237H204ZM9 241H10V239H8ZM57 240V239H56ZM162 240V239H161ZM166 240V239H165ZM168 240V242L169 243H167V246H168V248H170L171 249V251L173 250V251H175V248L177 247V245H179V244H177L178 242L177 241H175V239L172 241V239L171 238H168L167 239ZM180 240V239H179ZM8 241V242H9ZM157 241H159V240H157ZM3 242V241H2ZM11 242H12V240H11ZM15 242H17V241H15ZM184 242V241H183ZM9 245V244H8ZM14 244H12V246H13ZM16 245V244H15ZM18 246H19V244H17ZM23 245V244H22ZM182 245V244H181ZM10 246V245H9ZM17 246V247H18ZM160 246V245H159ZM7 247V246H6ZM197 247H200V246H197ZM196 247V248H197ZM13 248V247H12ZM167 248V249H168ZM20 249V248H19ZM23 249V248H22ZM195 249V248H194ZM202 249V248H201ZM215 249V248H214ZM4 250V249H3ZM6 250H8L7 248H6ZM12 250V249H11ZM161 250V249H160ZM203 250V249H202ZM201 250V251H202ZM23 251V250H22ZM61 251V250H60ZM188 251V255H190V254H192L191 253V251L188 249L187 250ZM215 251V250H214ZM54 252V251H53ZM56 252V251H55ZM63 252V251H62ZM162 254H163V256H164V258L166 259V261H167V264H171L170 262L171 261H169L168 260V257H166V255L167 256H169L168 254H166V252H167V250H166V248L165 249H163L162 251ZM9 253H11V252H9ZM17 253V252H16ZM48 253H50V252H48ZM46 254V260L44 261H42V263L43 262H46V263H44V264H47V263H49L50 261V258L52 257V256H54V255H52V254ZM58 253V252H57ZM3 254V253H2ZM18 254V253H17ZM23 254V253H22ZM59 254V253H58ZM62 254V253H61ZM64 254V253H63ZM166 254V255H165ZM195 254H196V256H195V259H197V261H199V262H202V261H200V259H199V257H197L198 255H200L201 254V252H198V251H196L195 250ZM56 255V254H55ZM60 255V254H59ZM202 255V254H201ZM0 256H2L1 255V253H0ZM33 256V257H32ZM18 257V256H17ZM12 258V257H11ZM20 258V257H19ZM18 258V259H19ZM54 258V257H53ZM181 258H183V259H186L187 261H188V263H187V261L185 262V264H193V261H192V258L193 257H189L188 259L187 258H185L184 256L182 257V252H174V256H172V258L171 259H174V260H178V259H181ZM4 259H5V257H4ZM23 259V258H22ZM40 259V258H39ZM42 259V258H41ZM214 259L217 261V257L216 256H214ZM2 260H3V258H2ZM1 260V261H2ZM8 260V259H7ZM7 260H5V261H7ZM24 260V259H23ZM182 260V259H181ZM12 262V261H11ZM30 262V261H29ZM34 262H36V261H34ZM7 263V262H6ZM5 263V264H6ZM27 263H28V260H27ZM66 263V262H65ZM181 263V262H180ZM184 263V262H183ZM25 264V263H24Z\"/></svg>",
    "mask_w": 264,
    "mask_h": 264
}]
</instances>
